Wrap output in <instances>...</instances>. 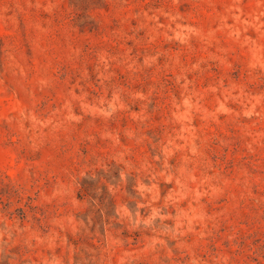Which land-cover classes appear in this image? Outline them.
<instances>
[{"label":"rangeland","instance_id":"1","mask_svg":"<svg viewBox=\"0 0 264 264\" xmlns=\"http://www.w3.org/2000/svg\"><path fill=\"white\" fill-rule=\"evenodd\" d=\"M0 264H264V0H0Z\"/></svg>","mask_w":264,"mask_h":264}]
</instances>
